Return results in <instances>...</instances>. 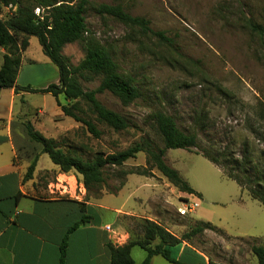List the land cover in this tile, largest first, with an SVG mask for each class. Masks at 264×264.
Returning a JSON list of instances; mask_svg holds the SVG:
<instances>
[{
  "label": "rangeland",
  "instance_id": "374dc122",
  "mask_svg": "<svg viewBox=\"0 0 264 264\" xmlns=\"http://www.w3.org/2000/svg\"><path fill=\"white\" fill-rule=\"evenodd\" d=\"M29 1L34 5L38 2ZM56 1L76 5L80 0ZM84 1L85 40L111 55L118 73L131 81L138 97L122 105L109 93L98 94L97 99L105 108L126 119L128 129L114 132L87 114L100 137L94 138L77 123L76 129L61 138L64 151L91 161L97 155L121 152L142 141H150L155 149H160L162 139L153 117L158 112L172 117L180 131L197 137L198 146L210 153L216 163L211 164L196 148L167 150L166 164L194 190L199 204L194 201V212L179 216L177 209L183 207L184 201L193 200V196L178 191L153 169L151 176L145 178L155 177L165 192L154 200L145 219L155 220L180 239L200 223L210 224L215 229L184 238L185 242L224 264H251L252 258L257 264L251 248L264 239V206L253 200L245 188L226 178L224 171L244 178L233 162L248 156L264 170V36L252 34L248 28V20L264 28V0ZM4 2L7 0H0L2 13ZM100 5H118L130 16L145 19L151 31L163 33L169 42L97 14ZM32 43L30 53L35 57L40 46L36 38ZM87 45H66L62 54L76 66ZM80 83L88 91L98 86V80ZM45 106L46 111L50 109V105ZM145 160V154L138 153L122 167H104V183L86 195L115 193L125 183L127 174L148 168ZM39 167L55 168L47 155L41 156ZM56 178L55 174H46L39 179H47L46 190L54 184L49 187L50 195L62 191L55 187ZM59 179L66 181V186L74 184L72 178ZM127 227L132 239H142V220H132ZM131 256L135 264H140L145 254L134 248Z\"/></svg>",
  "mask_w": 264,
  "mask_h": 264
},
{
  "label": "crops",
  "instance_id": "0c3cea01",
  "mask_svg": "<svg viewBox=\"0 0 264 264\" xmlns=\"http://www.w3.org/2000/svg\"><path fill=\"white\" fill-rule=\"evenodd\" d=\"M33 39H28V46L21 53L15 84L42 90L58 84L59 77L41 47L35 57L31 55ZM4 54L0 48V67ZM58 100L64 104L62 96ZM45 105H50V109L46 111ZM26 123L44 137L53 139L63 150L65 143L61 138L77 128V123L62 114L50 94L0 91V264H110L109 246L122 247L134 240L127 227L129 222L147 220L161 226L144 217L151 211L154 200L165 192L155 177L128 175L115 193L102 192L97 198L88 197L81 177L74 172L61 173L55 165L50 169L39 167V160L45 154L29 140L24 128ZM36 158L32 176L25 180L27 169ZM46 174L57 175L55 187L62 188L58 190L59 195L49 194V187L54 184H49L46 190L47 179L39 181ZM61 176L72 178L74 184L66 186V181H60ZM191 196L193 200L189 201L199 204L195 194ZM134 248L138 247L131 248L130 255ZM171 258L178 264H224L185 239H181ZM150 264L172 263L154 256ZM251 264H254L253 258Z\"/></svg>",
  "mask_w": 264,
  "mask_h": 264
},
{
  "label": "trees",
  "instance_id": "16d2710c",
  "mask_svg": "<svg viewBox=\"0 0 264 264\" xmlns=\"http://www.w3.org/2000/svg\"><path fill=\"white\" fill-rule=\"evenodd\" d=\"M4 3L5 5L16 4L18 8L13 17L4 21L0 20V48L5 51L0 67V91L14 89L16 93L50 94L62 114L82 125L94 138H99L101 133L94 123L87 118V114L114 132L127 130L129 125L126 119L105 108L98 101L97 95L106 92L115 97L122 105H128L138 97V93L131 81L118 73V67L111 55L98 44L85 40L87 33L84 18L85 1L80 0L76 5L58 3L56 0H38L36 5L29 0H7ZM35 6L44 9L42 19L34 15ZM97 14L112 17L124 24L137 27L142 33L155 36L163 42H169L163 33L151 31L148 21L140 17L130 16L118 5H100L97 8ZM248 28L252 34L259 37L264 36V28L251 20H248ZM30 37L37 39L43 55L57 69L58 84H51L42 90L19 87L15 84L16 76L21 67V53L26 50ZM74 43H88L84 50L83 59L76 66L71 65L62 54L66 45ZM80 80L86 82L98 80V86L94 90H84ZM58 96L63 97L65 104L59 102ZM153 119L162 139V148L155 149L150 141H142L121 152L107 156L97 155L91 161H83L68 150L64 151L59 148L53 139L44 137L34 130L29 123L24 124V128L29 140L39 145L41 154L47 155L61 173L74 172L81 177V183L88 195L92 189H98L104 183L102 172L104 167H122L127 160L135 158L138 153L145 154L148 168H142L127 175L148 177L151 176L150 170L155 169L178 191L194 195V191L179 173L166 164L164 160L166 151L177 149L190 151L196 148L200 155L211 164L215 165V159L210 153L198 146L195 135L180 131L172 117L158 112ZM36 161L37 158L27 169L25 180L31 178ZM235 162L233 164L236 165L237 171L243 174L244 178L234 175L229 170L224 171V176L234 181L239 188H245L253 200L264 206V170L255 165L249 156L248 158L242 157L240 161ZM122 186L123 184L120 188ZM200 224L181 239L184 240V238L199 234L207 229H215L210 224ZM142 226L144 229L142 239L129 241L122 247L113 248L109 246L110 264H134L130 255V250L133 247L140 248L146 254L141 264H150V260L154 256H161L169 263L178 264L171 258V255L176 246L181 243V239L175 238L163 227L153 222L142 220ZM154 242L155 245L152 246ZM64 249L65 243L62 244L61 248L62 256ZM251 253L256 258L257 264H264V239L260 245L251 248Z\"/></svg>",
  "mask_w": 264,
  "mask_h": 264
},
{
  "label": "built area",
  "instance_id": "2783aa9c",
  "mask_svg": "<svg viewBox=\"0 0 264 264\" xmlns=\"http://www.w3.org/2000/svg\"><path fill=\"white\" fill-rule=\"evenodd\" d=\"M17 8L18 6L16 4L3 5L4 12L2 13V10H0V20L4 21L10 17H13L16 14ZM33 13L37 18L42 19L44 10L36 7L34 8ZM194 208L195 204L187 200L183 202V207L177 209V213L179 216L185 217L188 214H192ZM107 230H109V228H107Z\"/></svg>",
  "mask_w": 264,
  "mask_h": 264
}]
</instances>
